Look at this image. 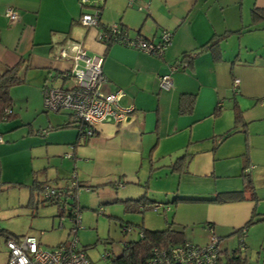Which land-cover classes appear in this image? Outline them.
<instances>
[{"label": "crops", "instance_id": "1", "mask_svg": "<svg viewBox=\"0 0 264 264\" xmlns=\"http://www.w3.org/2000/svg\"><path fill=\"white\" fill-rule=\"evenodd\" d=\"M105 1L87 0L84 9L78 0H70L66 16L78 27L72 21L40 24L38 15H30L20 0H4L18 10L19 19L8 21L6 4L0 8V34L16 37L8 44L0 41V62L25 65L27 79L39 86L42 95L45 84H69L58 77L67 61L52 58L66 38L80 41L89 55H102L105 80L100 91L123 90L118 103L133 110L122 122L103 121L86 137L81 126L66 125V111L51 121L54 125L48 130H55L47 133V143L72 154L74 168L79 166L75 177L80 188L95 191L91 184H96L106 204L141 197L158 204L190 202L194 206L183 209L194 219L165 217V227L171 223V228L184 231L183 223L197 221L219 238V246L233 236L238 241L232 232L253 213L264 214L249 190L235 192L243 188L240 174L245 163L253 178L260 172L256 165L264 166V18H251V9L264 8V0H249L245 13L240 10L219 26L214 21L196 23L184 0H111L104 6ZM94 4L101 6L100 24L118 23L131 37L139 34L156 40L162 28L171 30L162 56L99 42L98 27L79 23L81 12L94 11ZM179 24L184 25L182 30ZM174 64L179 67L170 71ZM168 72L173 87L160 89L157 76ZM233 78L239 79L235 89ZM55 134L61 138H53ZM218 195L224 200L213 201Z\"/></svg>", "mask_w": 264, "mask_h": 264}, {"label": "rangeland", "instance_id": "2", "mask_svg": "<svg viewBox=\"0 0 264 264\" xmlns=\"http://www.w3.org/2000/svg\"><path fill=\"white\" fill-rule=\"evenodd\" d=\"M0 0V8L7 3ZM107 1V3H106ZM104 6L111 3L106 0ZM191 5L189 16L193 15L196 23L214 21L219 26L224 18L246 12V3L249 0H184ZM30 10V15H38L40 24L56 22L59 25L69 24L78 26L74 20L67 19L70 0H20ZM193 3V4H192ZM80 6V2L78 0ZM5 5V6H6ZM188 4H186L187 6ZM84 9L86 6H83ZM21 9V8H20ZM22 10V9H21ZM106 10V8H104ZM106 12V11H105ZM107 13V12H106ZM186 18L182 24H185ZM81 26L83 25L79 22ZM84 26V25H83ZM184 25L179 24V30ZM86 27V26H85ZM58 35V34H57ZM63 36V34H59ZM232 35L227 37V44L233 40ZM70 38V37H68ZM16 39L12 34H0V41L11 42ZM67 39V38H66ZM6 67L0 62V71ZM25 65L17 68V74L24 80L8 88V97L14 115L0 122L2 141L0 142V263L4 262L7 249L4 244V233L21 235L35 234L43 247H52L60 242L77 239L78 247H86V252L93 264H105L100 255L108 250L111 255L120 254L123 241L137 237L135 224H141L147 229L165 228V217L169 219H190L188 210L183 208L194 206L190 202H164L162 208L146 209L140 212H128L121 201H110L106 204L97 194L96 184H91L95 191H85L83 188L71 192L70 195H61L60 201H65L63 211L58 203H52L45 197V189L56 188L64 191L65 183L69 184L71 177L78 172V165L74 168L73 158H68L56 144H48L47 133H54L51 121L55 116H62L66 110L54 112L46 110L39 86L29 81L26 76ZM68 83L70 78L67 79ZM63 113V114H62ZM52 123V124H51ZM61 138L55 134L53 138ZM84 138H80V142ZM69 148V145L67 146ZM71 148V147H70ZM70 148L68 151H71ZM70 153V152H68ZM71 154V153H70ZM264 166L256 165L255 171H260L254 178L251 177L256 202L264 208ZM262 169V171H261ZM78 180V177H77ZM80 180V179H79ZM225 180V179H223ZM254 192V193H255ZM172 200V199H170ZM80 209V227L74 224L67 213L71 204ZM189 204V205H188ZM101 207V211H96ZM249 225L245 239L247 246L242 253L247 256L250 264H264V221ZM134 225L131 232L122 231L120 224ZM184 224L187 241L199 246L205 245L211 236V230L197 221ZM227 242V244H225ZM221 246L228 248L238 247L236 236L225 241Z\"/></svg>", "mask_w": 264, "mask_h": 264}, {"label": "built area", "instance_id": "3", "mask_svg": "<svg viewBox=\"0 0 264 264\" xmlns=\"http://www.w3.org/2000/svg\"><path fill=\"white\" fill-rule=\"evenodd\" d=\"M79 2L85 5L87 0H79ZM4 16L10 22L19 19L18 10L11 5L5 6ZM99 16L97 9L92 12H84L80 15L79 22L87 28L98 27L96 37L105 46L119 43L161 57L170 43L172 31L169 29L162 28L156 40L147 39L139 34L131 37L128 31L118 23L101 25ZM52 58L67 61V67L58 74V77L63 80L70 78V81L66 86L44 85L42 88L43 105L46 110L54 112L68 111L71 120L83 128L81 130L82 137L94 134L96 127L103 121L122 122L133 110L132 106L124 107L118 103L119 98L124 94L123 90L117 89L110 93L100 91V84L105 80V75L102 72V55H89L80 41L67 38ZM178 67L179 64H174L170 65L169 69L172 71ZM157 82L159 88L163 90H170L173 87L170 72L158 75ZM238 83L239 79L233 78L234 89ZM12 112L11 107H5L1 110L0 117L4 118ZM2 139L0 132V142ZM66 156L71 158L72 154L68 153ZM78 188V181L74 175L64 191L53 187L49 189L44 187L45 197L58 199L61 195L71 194V192L74 197V192ZM64 202L61 201V203ZM75 203L77 202L75 201ZM75 203L71 204L70 218L74 228H77L80 227L81 218L80 208ZM160 208H162L161 204L154 206L156 210ZM123 229L126 233L131 231L129 226ZM76 243L77 239L73 238L48 248L41 245L35 234H9L4 237L7 252L4 262L0 264H93L87 253ZM218 243V238L211 232L210 239L205 245L185 243L181 246L162 247L155 251L154 258L144 264H218L216 261ZM107 256L108 252L104 251L100 255V259L105 260Z\"/></svg>", "mask_w": 264, "mask_h": 264}, {"label": "trees", "instance_id": "4", "mask_svg": "<svg viewBox=\"0 0 264 264\" xmlns=\"http://www.w3.org/2000/svg\"><path fill=\"white\" fill-rule=\"evenodd\" d=\"M81 5L83 6V4ZM93 6H94V10L97 9L100 14L101 6L98 4H94ZM82 13L84 12L82 11L81 14ZM251 18L253 21L254 20L256 21L260 18H264V8L253 7L251 9ZM184 57L187 58V60H191L192 58L191 56L187 54H185ZM17 66L18 64L9 65V66L4 67V69L0 71V114H1V110H3L5 107H11V104H12L8 97V88L11 85L17 84L24 80L23 77H20L17 74ZM54 86H57V85H54ZM59 86H64V85H59ZM56 112H60V111H56ZM13 115L14 113L12 112L6 115L4 118L0 117V122L10 119ZM235 120L236 121L238 120V116H236ZM66 125H75L78 128H80V125H78L77 123L71 120L70 113H69V119L67 120ZM234 129H235V126H234ZM246 167H248V164L245 163L241 171V174H240V176L243 178V188L242 190L235 191V192L240 194L244 190H249L252 194V198L256 199V196L253 190L251 177L249 173L246 171L247 170ZM78 186L79 187L82 186L79 181H78ZM115 186L118 187L119 186L118 183L115 184ZM66 195H70V193H67ZM180 199L186 200V201L201 200L198 198H180ZM49 200L52 203H58L61 208V211H63L64 207L66 206V202L61 203L60 197L58 199L49 198ZM212 200L221 201L224 199L219 198V195H218L214 197ZM119 201L122 202L124 209L126 211L128 212L138 211L141 214H143V212L146 209H152V208L154 209V206L158 204L157 202L147 200L145 197H141L137 199H125V200H119ZM79 208L81 209V207ZM71 211H72V206H70L69 211L67 213L68 217H71ZM96 211H101V207H99V209H97ZM256 215H257L256 213H253L243 226L236 228L232 232V234H235L238 236V243H239L238 247L233 248L231 250H227V249L221 248L218 243L217 245L218 250H217V257H216V261L218 264H250L248 262L247 256L242 253L243 252L242 249H245L244 239H245L247 226L256 221H260V220L264 221V214L258 217ZM170 224L171 223H169V225L163 229H147L144 227L143 222H141V224H135V227L137 228L136 230L137 237L134 239L124 240L122 250L120 254L118 255H111L112 252L105 250V252H108V256L105 259L106 261L105 264H144L148 260L156 256L155 251L159 250V248L175 247V246L184 245L185 243H189L187 241L184 231L180 229L179 230L173 229L171 228ZM120 226L123 232H125L123 229L124 227H127V226L131 227V231L134 228V225H131L130 223L120 224ZM9 234L17 235L14 233H4V237H7ZM218 241H219V238H218ZM82 249L86 252V247H82Z\"/></svg>", "mask_w": 264, "mask_h": 264}]
</instances>
